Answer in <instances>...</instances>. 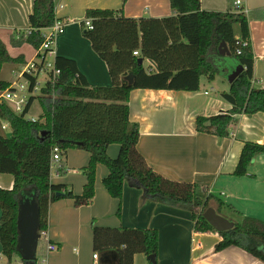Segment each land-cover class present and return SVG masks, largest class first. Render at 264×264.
<instances>
[{
  "label": "trees",
  "instance_id": "1",
  "mask_svg": "<svg viewBox=\"0 0 264 264\" xmlns=\"http://www.w3.org/2000/svg\"><path fill=\"white\" fill-rule=\"evenodd\" d=\"M126 1L121 0L122 5ZM168 1L173 13L161 18L126 17L121 8L86 10L81 22L82 32L106 63L110 85L89 86L72 60L55 56V67L60 70L55 83L46 82L37 97L30 95L21 113H15L0 97V119L11 129L10 137L0 136V173L13 176L11 189L0 188L1 254L9 263L18 258L27 264L18 250L16 221L21 196L30 192L34 198L39 215V240L45 239L51 202L60 198H71L76 206L91 202L97 164L107 168L102 184L111 197L120 199L124 181L133 178L143 188L146 198L188 208L196 232H216L202 216L210 201L214 200L215 210L220 215L223 209L229 208L240 219L227 218L234 222V226L217 232L220 240L214 250L237 246L264 262L263 221L240 215L232 206L196 184L164 178L148 166L137 149L138 125L129 119L131 90H197L200 77L212 79L217 73L214 59L221 56L217 49L221 41L226 44L236 66L241 65L243 70L230 83L228 91L221 93V97L231 104V109L209 118L198 117L197 129L225 137L235 122L234 115L264 112V89L251 87L254 55L248 16L252 14L234 12L231 7L226 11L202 10L200 0ZM253 16L255 14L250 18ZM55 19L53 0H34L28 28L17 38H11L12 46L27 43L37 50L43 42L41 30L51 26ZM85 19L91 20L92 29L84 27ZM235 26L238 27V36ZM236 49L240 54H236ZM134 51L138 54L134 55ZM211 52H215L216 57H211ZM139 57L143 59L141 64L137 61ZM146 60L152 61L155 67L144 65ZM16 61L0 40V69L5 63ZM30 81L31 90L34 78ZM8 87L9 82L0 80V93ZM36 98L44 106L43 119L33 122L25 115ZM205 121H210V125L204 126ZM110 144L119 146L115 158L107 154ZM53 147H58L60 155L64 156L70 148L89 153L88 165L83 168L86 182L80 194L66 190L64 184L50 182ZM261 153H264V145L245 142L232 174L246 175L253 158ZM62 168L60 165L57 170L60 172ZM92 245L94 252L114 251L117 256L115 264H133L136 253L146 256L157 253L158 232L153 228L93 225ZM37 254L38 248L31 264H36Z\"/></svg>",
  "mask_w": 264,
  "mask_h": 264
},
{
  "label": "crops",
  "instance_id": "2",
  "mask_svg": "<svg viewBox=\"0 0 264 264\" xmlns=\"http://www.w3.org/2000/svg\"><path fill=\"white\" fill-rule=\"evenodd\" d=\"M53 2L56 19L66 23L54 40L53 59L60 56L72 60L78 73L91 87L110 85L111 78L106 63L83 35L81 22L87 9L121 8L124 16L133 18H161L173 13L168 0H127L123 5L121 0ZM228 2L200 0V7L207 11H226ZM240 2V7L248 9L247 15L255 14L252 18V15L248 16L254 55L251 87L264 89V0ZM33 3L34 0H0V40L8 54L18 60L16 63L24 65L34 59V56L29 59L27 51L32 46L24 43L14 47L11 38H17L20 32L28 28ZM235 34L238 36V27ZM146 62L155 67L152 61ZM2 81L10 83L12 80ZM229 86V83L220 84V88H216L215 76L212 79L202 76L198 89L194 91L133 89L128 98L129 119L138 125L137 149L152 170L169 180L196 184L224 204L232 206L240 215L264 222V153L253 158L246 175L232 174L245 142L264 145V112L234 115L235 122L230 125L229 134L225 137L197 129L198 117L209 118L231 109V104L221 97ZM8 128V123L0 119V136L8 137ZM118 149L117 144H110L107 147L108 156L116 157ZM67 152L66 169L64 167L61 169L63 172H59L57 169L62 165L61 159L56 161L51 167L49 179L53 184H64L66 190L77 195L82 192L86 182V176L79 169L86 166L89 153L78 150L67 156ZM106 175L107 168L97 164L94 196L88 205L76 206L71 198H60L50 203L46 238L57 245V250L46 251L43 264H92L93 225L156 229L157 264H264L237 246L215 251L214 246L220 240L217 232H196L188 208L146 198L143 188L133 178L124 181L120 199L111 197L102 184ZM12 186V174L0 173V188L11 189ZM24 195L31 196L30 192ZM210 207L215 209L214 200L210 201ZM221 215L234 221L240 219L227 207ZM97 253L98 264L116 263L114 251ZM0 264L23 263L16 259L9 263L1 254L0 244ZM133 264L150 262L146 255L136 253Z\"/></svg>",
  "mask_w": 264,
  "mask_h": 264
},
{
  "label": "built area",
  "instance_id": "3",
  "mask_svg": "<svg viewBox=\"0 0 264 264\" xmlns=\"http://www.w3.org/2000/svg\"><path fill=\"white\" fill-rule=\"evenodd\" d=\"M240 5H241L240 0L233 1V6L236 9H239L238 10L239 12H243L246 14L247 10L242 9ZM65 25L66 23L64 21L55 19L51 26L41 30V36L43 38V42L40 45V47L36 50V55L34 59L25 65L21 74H14L16 78L9 83L8 88L1 91L0 97L11 104V108L15 113L19 114L25 108L28 98L30 96V95L28 96L27 94L32 93L35 87L39 84L38 82L39 74L43 72L46 75L44 86L46 82H49L51 84L55 83L57 76L60 74V70L57 67H55L54 59L53 62L51 63L47 62L46 56L47 54L50 56L53 55L52 47L54 40L58 36V34H60L63 31ZM84 27L86 29H92V24L90 19L84 20ZM133 54L137 55L138 52L134 51ZM236 54H240L239 49H236ZM31 78H34V84L32 89L30 90ZM20 79H23V82H20ZM28 120L33 122L36 121V119L34 118ZM2 127L4 128V126ZM60 158H61L60 151L58 147H53L52 157H51L52 160L51 167L53 163L59 161ZM44 237L47 241L46 251L47 252L56 251L57 245L47 240L46 233H44ZM92 259H93L92 264H98L97 252H93Z\"/></svg>",
  "mask_w": 264,
  "mask_h": 264
},
{
  "label": "water",
  "instance_id": "4",
  "mask_svg": "<svg viewBox=\"0 0 264 264\" xmlns=\"http://www.w3.org/2000/svg\"><path fill=\"white\" fill-rule=\"evenodd\" d=\"M221 56H230L226 44L221 41L217 47ZM142 58L137 59L138 63H142ZM241 65H237L228 75V83L242 72ZM206 126L210 125V121L204 123ZM205 220L211 225L216 232L229 230L234 226V222L218 214L213 207H208L202 213ZM17 230H18V250L21 259L27 264H31L36 259V252L40 234L38 232L39 215L37 204L32 196L22 195L18 202L17 209ZM150 264H157L156 254L146 256Z\"/></svg>",
  "mask_w": 264,
  "mask_h": 264
},
{
  "label": "rangeland",
  "instance_id": "5",
  "mask_svg": "<svg viewBox=\"0 0 264 264\" xmlns=\"http://www.w3.org/2000/svg\"><path fill=\"white\" fill-rule=\"evenodd\" d=\"M228 4H229V7L233 8L234 12L239 10V9H236L233 6V3L231 2V0H229V2L227 3V6H228ZM242 9H246V8H242ZM246 10H248V9H246ZM234 28H235V30H237V26H235ZM27 51L29 53L28 54L29 59L32 56L35 57L36 49H34L33 47L32 48L29 47V48H27ZM210 56L211 57H214V56L216 57L215 52H211ZM46 61L50 62V63L53 62V55L50 56V55L47 54ZM214 62H215V65L217 67V73L214 75L215 76V82H216V88H220V84L221 85H226L228 83L227 77H228L229 73L236 67V64H235V62H234V60H233V58L231 56H217L216 59H214ZM146 63L147 62L144 61V65ZM24 67H25L24 64H19V63H16V62L5 63L0 69V80H14L16 78L14 76V74H21ZM45 78H46L45 73L42 72L41 74H39V76H38L39 84L35 87V89H34V91L32 93L27 94V95L28 96L32 95V96H36V97L39 96L40 95V89L44 86ZM20 82H23V79H20ZM207 86H209V84H207ZM43 110H44V106L41 104L39 99L36 98L33 101L28 113L25 115V118H27V119L34 118L37 121L38 120H42L43 119L42 118ZM6 135L8 137L11 136V131H10L9 128L7 129ZM78 150L84 151V150H81V149H78V148H70L68 150V152H67V156H68V154L70 155L72 153V151L77 152ZM117 155H118V153H117ZM60 157H61L60 158L61 159V163L60 164H62L63 168L65 167L64 169H66V166H65L66 158H65V156L63 154L60 155ZM113 158H115V157H113ZM88 162H89V155H88V161H87L86 165H88ZM54 163L52 165V168L54 166ZM79 170H81L83 172V174L85 175V172H84L83 169H79ZM209 207H210V205H209ZM197 211H199V209H197ZM46 244H47L46 239H42L41 238L39 240V245L37 247L38 248V254H37L36 264H43L42 262L46 259V254H47L46 253ZM16 260L19 261L18 258H16Z\"/></svg>",
  "mask_w": 264,
  "mask_h": 264
}]
</instances>
